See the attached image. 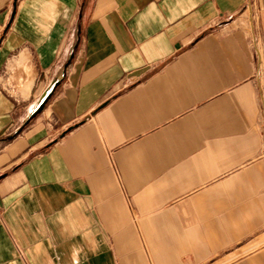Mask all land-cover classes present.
Listing matches in <instances>:
<instances>
[{"label":"crops","instance_id":"1","mask_svg":"<svg viewBox=\"0 0 264 264\" xmlns=\"http://www.w3.org/2000/svg\"><path fill=\"white\" fill-rule=\"evenodd\" d=\"M257 39L264 0H0V264H264Z\"/></svg>","mask_w":264,"mask_h":264},{"label":"rangeland","instance_id":"2","mask_svg":"<svg viewBox=\"0 0 264 264\" xmlns=\"http://www.w3.org/2000/svg\"><path fill=\"white\" fill-rule=\"evenodd\" d=\"M255 46L257 47L258 50L263 52V56H260V64H261V71L264 73V41L261 39H257L255 42ZM10 83V82H9ZM14 83V82H12ZM16 83V81H15ZM20 84V82H19ZM12 90V88H10Z\"/></svg>","mask_w":264,"mask_h":264},{"label":"water","instance_id":"3","mask_svg":"<svg viewBox=\"0 0 264 264\" xmlns=\"http://www.w3.org/2000/svg\"><path fill=\"white\" fill-rule=\"evenodd\" d=\"M47 97L42 99L41 102L33 109V111L31 112L29 119L26 121L28 122L30 120V118L34 117L37 113L41 112L43 110V107L47 101Z\"/></svg>","mask_w":264,"mask_h":264}]
</instances>
